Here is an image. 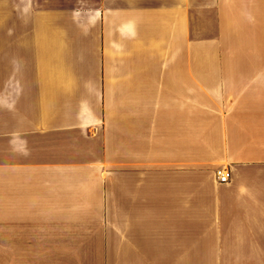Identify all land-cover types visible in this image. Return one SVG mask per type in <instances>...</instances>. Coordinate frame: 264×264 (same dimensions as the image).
<instances>
[{"label": "crops", "instance_id": "obj_1", "mask_svg": "<svg viewBox=\"0 0 264 264\" xmlns=\"http://www.w3.org/2000/svg\"><path fill=\"white\" fill-rule=\"evenodd\" d=\"M0 264H264V0H0Z\"/></svg>", "mask_w": 264, "mask_h": 264}, {"label": "built area", "instance_id": "obj_2", "mask_svg": "<svg viewBox=\"0 0 264 264\" xmlns=\"http://www.w3.org/2000/svg\"><path fill=\"white\" fill-rule=\"evenodd\" d=\"M216 178L218 183L227 184L231 180V171L229 169H219L216 172Z\"/></svg>", "mask_w": 264, "mask_h": 264}, {"label": "rangeland", "instance_id": "obj_3", "mask_svg": "<svg viewBox=\"0 0 264 264\" xmlns=\"http://www.w3.org/2000/svg\"><path fill=\"white\" fill-rule=\"evenodd\" d=\"M235 75H236V71L231 70V71H226V77H227V81H235ZM199 77H204L205 79H212L214 78V71H209V72H200ZM211 81V80H210Z\"/></svg>", "mask_w": 264, "mask_h": 264}]
</instances>
